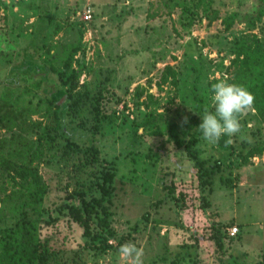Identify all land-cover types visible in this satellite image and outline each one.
<instances>
[{"label": "rangeland", "instance_id": "obj_1", "mask_svg": "<svg viewBox=\"0 0 264 264\" xmlns=\"http://www.w3.org/2000/svg\"><path fill=\"white\" fill-rule=\"evenodd\" d=\"M7 1V10L0 13V91L28 88L38 93L37 101L48 96L62 105L68 96L53 93L63 89V84L50 63L65 44L78 39L79 29L85 31L75 61V66L83 67L79 85L89 83L91 91L97 90L99 81L109 86L104 110L113 112L116 121L104 134L95 136L102 155L113 158L116 164V192L107 203L111 211L109 230L105 231L109 241L83 236L79 226H69L66 221L59 228L44 227L53 243L66 251L67 255L61 252L63 257L69 256L65 264H123L117 252L126 242L143 249V264L262 263L264 153L247 164H239L235 156L245 142L264 140V122L255 111L244 115L247 122L240 119L242 131L231 137L234 153L205 140L197 145L204 157H224L226 165L213 175L214 191L208 203L200 197L196 170L186 156L172 153L168 157L164 149L156 152V143L161 142L153 138V143L145 127H139L135 137L129 130L138 98L144 101L139 104L141 113L153 110L159 100L157 112L163 113L164 119L177 116V110L187 117L194 102L180 89L190 90L194 83L212 111L211 85L221 80L229 83L227 69L235 39L246 33L264 36V16L254 29L239 20L227 28L223 17L239 0H212L220 18L209 22L203 15L192 26L184 27L188 18L175 0ZM250 4L251 0L242 7ZM87 5L93 9L90 20L83 17ZM199 11L203 13L205 8ZM40 26L47 27L45 41L35 34ZM167 65L178 71V89L162 83ZM25 119H31L27 113ZM32 119H42V114H33ZM87 121L94 122L91 116ZM13 132L1 129L0 138ZM62 151L59 142L50 144L36 163L49 184L46 205L51 207L80 188L83 181L88 184L91 180L77 169L72 149L64 157ZM227 179L232 180V186L227 185ZM172 183L187 193L188 209L179 208L172 199ZM214 223L223 224L226 230L237 225L240 230L218 247L208 237ZM110 232L117 237H110Z\"/></svg>", "mask_w": 264, "mask_h": 264}, {"label": "trees", "instance_id": "obj_2", "mask_svg": "<svg viewBox=\"0 0 264 264\" xmlns=\"http://www.w3.org/2000/svg\"><path fill=\"white\" fill-rule=\"evenodd\" d=\"M213 1L175 0L176 4L182 6V13L188 18L183 21V26H192L203 15L209 22L220 18V10L214 7ZM246 2L250 0H239L236 8L223 17L225 27L229 28L236 20L246 22L251 29L256 27L257 22L264 16V0H251L249 7L243 8ZM8 4L7 0H0V13L7 10ZM201 7L205 8V12L199 11ZM46 30L47 27L40 26L35 34L45 41ZM84 32L79 29L78 39L65 44L61 53L50 63L53 71L62 80L61 87L66 90L53 93L59 92L68 96L62 105L48 96L42 102L37 101L38 93L28 88L25 91H15L12 88L0 91V130L5 129L8 133L18 130L8 137L0 138V264L69 262V256L64 258L61 253L67 255L66 251L59 249L53 243L52 237L43 231L46 226L59 228L64 221L69 226H79L83 230V236L109 241L105 231L109 230L108 217L111 211L107 203L112 202L116 192V164L113 158L102 155L95 136L104 134L108 126L116 120L113 112L107 113L104 110L108 98L105 92L109 90L108 85H103L106 82H97L96 91H91L89 83L79 85L83 67L75 66V61L83 46ZM232 56L227 69L230 73L229 83L242 85L254 95L253 110L256 117L264 122V36L257 33L242 34L235 39ZM161 80L162 83L169 82L179 88L178 71L172 65L165 67ZM197 88V83H194L190 90L180 89L181 92L187 91L186 97L194 102L187 116L188 123L183 125L181 121L185 113L177 110V116L164 119L163 113L157 112L159 100L153 110L141 113L138 108L144 101L140 102L138 98L133 119L130 121L129 134L135 137L138 128L145 127V134L152 142L153 138L161 142L156 143L159 148L155 149L156 152L164 149L168 157L172 153L186 156L196 170L194 176L198 180L196 188L200 189V197L208 203L214 191L213 175L225 169L226 165L222 160L224 157L219 156L214 160L212 157L206 158L197 147L203 140L197 128L202 122L204 110L208 108L205 94H199ZM26 113L31 118L30 121L25 119ZM39 113L42 114V119H32L33 114ZM90 116L94 122L88 123L87 118ZM240 119L248 121L245 116ZM32 133L34 136H31ZM227 139L222 136L219 143L213 146L234 153L231 144L225 146ZM58 142L60 149H63L62 157L68 155L72 149L76 154L75 159H78L77 169L87 174L91 180L88 184L83 181L80 188L70 192L61 203L51 207L46 205L49 184L44 181L36 163L43 159L50 144ZM243 145L235 154L239 164H247L252 157L264 153L262 139L247 141ZM226 182L232 186L231 179ZM176 185L177 183H172V199L179 208L188 209L187 193L183 189L177 190ZM244 227L241 223V228ZM114 235L117 237L116 234L109 233L110 237ZM208 237L218 247L223 246L225 239L234 238L221 223L211 225ZM119 241L122 242L121 239ZM260 264H264V261Z\"/></svg>", "mask_w": 264, "mask_h": 264}, {"label": "clouds", "instance_id": "obj_3", "mask_svg": "<svg viewBox=\"0 0 264 264\" xmlns=\"http://www.w3.org/2000/svg\"><path fill=\"white\" fill-rule=\"evenodd\" d=\"M212 111L207 108L201 116L202 122L197 130L203 140L210 144H218L222 136L227 147L232 143L231 137L242 131L240 118L253 110L255 97L244 86L221 80L211 85ZM188 123L183 117L181 125ZM243 138V137H242ZM118 257L123 264H143V249L135 243L126 242L118 248Z\"/></svg>", "mask_w": 264, "mask_h": 264}, {"label": "built area", "instance_id": "obj_4", "mask_svg": "<svg viewBox=\"0 0 264 264\" xmlns=\"http://www.w3.org/2000/svg\"><path fill=\"white\" fill-rule=\"evenodd\" d=\"M92 10L93 9H92L91 5H87L85 7V9L83 10L84 19L90 20L92 18V16H93V14H92L93 11ZM238 230H239V227L237 225L232 226V227H228V233L231 236H235L238 233Z\"/></svg>", "mask_w": 264, "mask_h": 264}]
</instances>
